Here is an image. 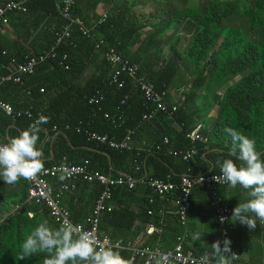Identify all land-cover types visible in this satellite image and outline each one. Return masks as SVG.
I'll list each match as a JSON object with an SVG mask.
<instances>
[{"label":"trees","instance_id":"trees-1","mask_svg":"<svg viewBox=\"0 0 264 264\" xmlns=\"http://www.w3.org/2000/svg\"><path fill=\"white\" fill-rule=\"evenodd\" d=\"M5 2L6 0H0V6ZM255 4V9H248L241 8L238 2L228 1L225 5L219 6L221 11L209 8L203 21L194 23V29L190 28L194 33L186 54L172 46V53L157 70L152 69L150 65V58L156 57L159 61L163 51L162 42L155 40L156 33L147 36L143 41L144 49L151 48L155 53L142 57L136 54L130 55L127 48L129 38L141 27L131 20L130 14L108 15L100 27L106 43L109 46H116L122 53L125 52L131 63L139 66L141 75L148 73L146 79L154 89L161 93L167 92L165 100L169 106L176 103L175 112L171 115L159 113L150 125L157 130H165L164 136H168L166 138L172 141L177 151H187L195 145L198 153L191 160L184 161L181 157L169 156L164 152L156 153L154 148L151 152H144L142 170L140 173H135L132 166L133 154L90 142L85 134L76 132L78 127H84L103 135L107 134L110 138H124L129 130L136 131L143 115L152 108L144 94L139 89H135L129 77L123 76L125 85L122 88L110 83L108 78L110 66L106 60L101 66L104 71L101 77L92 76L86 84L82 83L83 75L88 68L85 60L91 58L96 61L94 54L96 51L94 41L84 36L77 26L73 27L71 38L59 46L56 59L37 66L34 74L25 75L22 85L8 82L6 87H0V101L10 102L15 108L31 106L34 114L33 118L22 115L13 118L14 121L12 118H0V143H7L11 138L18 136L43 114L50 117V120L40 125L37 148L42 151L40 147L45 141L47 143L44 144L48 147L46 153L49 154L51 151L54 153L51 161L44 162V168L61 164L80 166L89 161L92 169L105 174L114 176L125 174L138 179L147 177L178 184L184 175L194 177L202 174H219L220 169L216 163L218 160L222 162L223 159L231 158L235 161L234 157H229L230 148L226 146L230 137L224 129L228 127L254 140L256 150L261 153V160H264V3L261 5L260 1H255ZM26 5L29 12L31 5L34 8L33 13L38 11L40 15L43 14V19L46 16L51 19L54 17L59 25L65 23L57 10L55 0H32ZM128 10L131 13L132 8L129 7ZM73 12L77 14L76 4ZM236 14L241 16H235ZM15 26L18 27L16 24ZM58 28L49 29L44 34L49 39L48 49L55 41L56 32L60 30ZM221 38L223 40L220 47L212 51ZM2 50L0 46V64L11 69L13 58L17 57L16 59L21 62L27 56L8 53L9 51L3 54ZM64 54L69 57L65 62L69 65V70H65L61 65ZM185 59H189L193 64L192 80L190 84H186L188 87L186 98L174 102L170 88L178 81ZM236 78L239 80L228 88L224 96L219 97L215 94ZM6 89L15 93V97L9 98L10 93ZM41 89L45 90L43 94L40 93ZM26 91L30 92V95L25 93ZM98 93L103 95V100L97 104H90V98L97 96ZM214 105L219 106V115L213 131L209 134L206 130L199 129L209 141L193 144L187 134L198 130ZM111 118H120L118 125L121 126L116 127ZM173 125H176L178 130L172 128ZM7 135L8 139H6ZM47 135L52 137V140H49ZM164 136L158 144L165 139ZM235 162L238 165L240 163ZM47 180L55 193H59L64 181L53 180L50 176ZM81 183L84 182H78L76 189L61 194L60 201L63 207H65L64 198L68 194L78 192ZM225 188L227 187L220 189L222 195V189ZM134 191L136 189L116 190L114 198L119 200V206L112 213L106 214L104 222L101 223V230L105 234H112L113 240L125 241L132 233L136 222L141 220L149 223L151 217L148 216L147 209H158L161 205L157 196L156 204L153 206L149 204V198L155 194L148 188L142 214L134 212L124 201H129ZM197 191H200L199 194L205 193L207 197L210 195L209 201L212 200L208 188L196 186L192 194L194 200L192 209L195 201H198L194 196ZM27 192L28 184L23 180L15 186L0 180V217L5 215L4 218H0L2 221L0 222V264H44L47 253L20 258L23 241L39 223L47 222L50 227L57 228L49 223V212L45 208L34 203L23 204ZM16 196L20 197V200L16 201ZM123 203L127 204L124 208ZM17 204L22 205L20 210L14 209ZM29 212L34 213L33 218L28 216ZM156 220L159 221V216ZM110 227L115 229L111 230L112 233L109 232ZM120 255L130 260L129 252L124 251Z\"/></svg>","mask_w":264,"mask_h":264},{"label":"crops","instance_id":"crops-1","mask_svg":"<svg viewBox=\"0 0 264 264\" xmlns=\"http://www.w3.org/2000/svg\"><path fill=\"white\" fill-rule=\"evenodd\" d=\"M17 1L29 3L32 0ZM63 1L64 0H55L59 13ZM228 1L238 2L241 8L245 7L248 9L256 8L255 1H260L261 5L264 3V0H76L77 14L74 12L73 13L75 15L79 14V16L84 18L88 27L91 28L92 32L95 33L98 38L103 35L101 33V29L95 28L94 24L104 14L111 16L130 14L131 20L135 21V23L141 27L138 30H135L136 32L134 35L129 38L130 40H128L127 48L129 54H136L137 56L142 57H148L149 55L154 54L155 52L154 50H151V48L144 49L145 45H143V41L146 40L147 36L156 33L155 40H160L162 42L161 49L163 51L160 54L159 61L156 57L150 58V65L152 69L157 70L172 53V46L179 48L181 52L186 54L187 46L190 43V39H192L194 33V30L191 31L190 28L194 29V23L203 21V17L207 14L209 9L207 8L208 5H211L213 2H217L218 6H223ZM30 7V12L27 10V12H14L10 15L8 30L2 33L0 36V46L3 49V52L9 51L8 53H20L21 56L40 55L47 51V47L49 46V39H47L46 35L44 36V34L49 29L54 30L58 27V29H62L64 24L62 26L59 25L57 19L54 17L51 19L48 16L43 19V14L40 15L38 11L33 13L34 11L32 10L34 8H32L31 5ZM129 7L132 8L131 13L128 10ZM235 16L240 17L241 14H236ZM14 23L18 27H16ZM186 38H188L187 42ZM222 40L223 39L221 38V42ZM221 42H219V44H221ZM117 50L123 56L129 58L128 55L126 56L125 52L122 53L118 48ZM95 51L96 53L94 54L96 56V61H93L91 58L85 60L88 63V68L83 75V84H86L88 79L92 76L101 77V75H103L104 71L101 69V66L105 64V57L101 51L97 49H95ZM11 70L12 69L10 67L0 64V77L6 76ZM99 70H101V72H99ZM111 72L112 70L110 67L108 78H110ZM144 76L147 77L148 73L144 74ZM192 76L193 64L189 59H185L181 66V74L178 75V81L170 88V90H172L171 96L174 102H178L182 99H179V97L183 96L184 99L186 98L188 95V87L186 84L191 83ZM238 80L239 78H236V80L228 83L226 87L219 89L215 94L219 97L221 95H225L228 88L234 85ZM7 83L8 82L3 83L2 86L6 87V85H8ZM6 90L10 93L9 98L15 97V93L9 91L8 89ZM25 93H27V91ZM13 108L15 113L27 109L22 107L15 108L14 106ZM1 111V119L12 118L14 121L13 118L19 117L15 115V113L13 115H8L2 109ZM218 112L219 106H212V108L207 113V116L204 118L205 122L201 123L200 125H213L215 127L218 120ZM111 119L113 124L116 127H119L118 123H120V118ZM151 123L152 122L141 123L135 131L136 134L134 137V145L144 152H151L165 135V130H157L153 125H150ZM213 126H211L212 129ZM173 127L175 130H178L176 125H173L172 128ZM166 137L164 136V138ZM47 138L52 140V137L48 135ZM6 139H8V135L6 136ZM44 143L40 147L42 150L41 152L43 153L42 160L43 162H48L52 160L54 153L51 151L49 154H47L46 150L48 147L45 145L47 142L45 144ZM226 146L230 148L229 140ZM85 184L86 183H81V187L78 192L68 194L64 198L65 207L68 208L73 214L72 217L74 222L79 224L83 223L85 219L91 215L98 193L101 191V187L99 185L92 186ZM147 190L148 188L146 185L140 184L138 185L136 191L133 192V197H129V201L124 200L127 202V204H129L134 212L142 214L141 212H143L145 205L144 201L145 198H147ZM199 192L200 191H197L194 194L195 199L198 201H195L194 207L191 209L189 214V237L185 242V247L194 251L198 255H203L210 253V245L217 240L221 241V238L214 213L209 205V192L208 197L205 193L202 192L199 194ZM247 192L248 190L243 189L240 186H237L236 188L230 187L225 188L224 190L222 189V193L226 202L233 209L239 203H244L247 201V199H249ZM15 199L20 200V197L16 196ZM192 201H194L193 197ZM127 204L123 203V208L126 207ZM114 206H119V200L116 198H114ZM42 207L48 212V209L45 206ZM161 207L165 209L164 217L167 223V227L163 230V235L159 233L157 221L153 218H150L149 223L141 220L136 222L132 233L125 241H132L141 245L150 244L152 246H160L163 249L174 247L176 243V236L180 233L178 219L173 213L172 209L166 207L163 202H161V205L158 206V209ZM104 217L105 215L102 219L103 222ZM49 223L53 225L50 221ZM233 224L235 225V230L232 236L239 242L238 246H235L234 248V250L240 255L238 263L264 264V224H259V222H257V226L253 230H249L246 226L241 225L239 222ZM152 227L156 229V231L152 234H149L148 232ZM111 230H115L114 227H110V233H112ZM196 233L201 235L199 240L195 239ZM110 236L112 237V234Z\"/></svg>","mask_w":264,"mask_h":264},{"label":"built area","instance_id":"built-area-1","mask_svg":"<svg viewBox=\"0 0 264 264\" xmlns=\"http://www.w3.org/2000/svg\"><path fill=\"white\" fill-rule=\"evenodd\" d=\"M76 0H64L60 7V14L64 18L65 23L61 30L56 32V38L54 43L47 51L40 55L26 56L24 61H18L13 58L11 61L12 70L4 77H0V86L5 82H12L14 84H23V77L25 75H32L36 71V67L49 60L57 58L59 46L67 41L72 36V29L77 26L79 31L86 37L91 38L94 41L95 49L101 51L105 60L111 67L110 83L122 88L125 85V81L122 80L123 76L129 77L135 89H139L152 108L144 114L142 122H151L154 120L159 113H167L171 115L177 110L176 103L169 106L166 103L167 92H157L153 85L147 81L144 75H141L139 66L132 64L129 58L123 56L115 46H109L103 36L98 38L95 33L92 32L91 28L88 27L84 18L73 13L74 5ZM28 7L24 1L17 0H6L2 6H0V36L2 33L8 30L10 21V15L14 12H27ZM107 14H104L95 24V28H100L105 22ZM94 29V28H93ZM7 52H3L6 54ZM68 55L64 54L63 62L61 65L65 70H69V65L65 64L68 60ZM45 90L41 89L40 93H44ZM30 95V92H28ZM103 95L98 93L97 96L90 98V104H97L103 100ZM184 97H179V99ZM0 108L8 115L15 113L12 104L8 102L0 101ZM171 110V111H170ZM15 115H25L28 118H33V107L16 112ZM110 118L109 115H106ZM140 123V124H141ZM119 127L121 125H118ZM213 125H206L198 128L196 132L188 133L187 137L193 144L197 142L207 143L209 140L203 135V132L199 129L206 130L207 133H211L214 129ZM54 130H57L54 128ZM76 132L79 134H85L86 138L90 142L108 145L110 148L125 151L131 153L134 156L132 166L135 173H140L144 162L142 157L144 151L135 147L134 137L135 130H129L124 138H110L108 135H103L84 127H78ZM193 147L187 151L175 150V145L169 138H165L160 144L156 145L154 152H164L169 156L181 157L184 161H189L197 155L198 150ZM64 166L71 175L68 179L64 180V184L61 186L59 193H55L48 182L47 177L58 180L59 175L63 171L61 166ZM220 176L219 174H202L199 176L184 175L181 182L178 184L172 182H164L163 180L153 178L138 179L131 175H118L114 176L111 174H105L103 172L94 170L91 168V163L86 161L83 165H54L50 168H45V171L39 174L33 180H24L28 184V195L27 202H32L38 206H45L49 212V221L60 227L62 224L79 225L82 229L88 231H95L97 240L100 246H109L120 253L127 251L130 253V260L132 264H209L206 254L198 255L194 251L185 247V242L189 237V214L192 209V194L196 186H205L212 194V200L210 207L214 213L221 241H223L225 234L231 240V249L234 252L235 258L232 264H239L240 255L234 250L235 246H238L239 242L232 236L235 225L231 221L232 208L226 202L224 196L220 193V189L223 187H229L224 183H217L213 180V176ZM78 182H84L88 185H99L101 191L95 201L94 209L91 215L85 219L81 224L74 222L71 211L63 207L60 201L61 194L69 192L77 188ZM144 184L150 188L154 196L149 198V204L152 206L156 204V196L166 207L172 209L175 216H177L180 233L176 236V243L174 247L163 249L160 246H152L150 244H136L132 241L113 240L110 234H105L101 230V223L103 216L107 213H111L115 210L114 206V193L118 189H127L128 191L135 190L138 185ZM177 192L179 194L177 195ZM177 195V196H176ZM168 208V209H169ZM149 217L156 220L159 216L158 230L162 234L163 230L167 227L165 220V209L164 208H149L147 209ZM224 218L223 220L221 218ZM156 231L153 227L150 228L149 234Z\"/></svg>","mask_w":264,"mask_h":264},{"label":"clouds","instance_id":"clouds-1","mask_svg":"<svg viewBox=\"0 0 264 264\" xmlns=\"http://www.w3.org/2000/svg\"><path fill=\"white\" fill-rule=\"evenodd\" d=\"M49 120L50 117L41 114L18 136L7 143H0V180L5 184L15 186L21 179L33 180L45 171L43 153L37 148V143L40 125ZM224 132L230 137L229 157H234L240 163L238 165L231 158L223 159L222 162L218 160L216 163L220 176H213V180L227 184V188L240 186L248 190L249 199L232 208L231 221L253 230L257 222L264 224V160H261L254 140L231 127L225 128ZM61 168L63 171L58 179L64 181L71 173L63 165ZM21 207V204H17L14 209L20 210ZM28 216L33 218L34 213L29 212ZM200 238L201 235L196 233L195 239ZM231 243L226 234L223 241L213 242L210 253H206L209 264H232L236 254L232 252ZM37 253H47L44 264H132L131 260L123 258L112 247L100 246L95 231L72 224H62L54 229L47 222L39 223L23 241L20 258L25 259Z\"/></svg>","mask_w":264,"mask_h":264},{"label":"rangeland","instance_id":"rangeland-1","mask_svg":"<svg viewBox=\"0 0 264 264\" xmlns=\"http://www.w3.org/2000/svg\"><path fill=\"white\" fill-rule=\"evenodd\" d=\"M207 8H214L216 11H221L222 10L219 6H217V2H213L211 5H208ZM219 42H221V39L216 43V45L214 46V48L212 49V51L215 50L216 48H219L220 47L221 44H219ZM4 217H5V215H3L0 218H4Z\"/></svg>","mask_w":264,"mask_h":264}]
</instances>
